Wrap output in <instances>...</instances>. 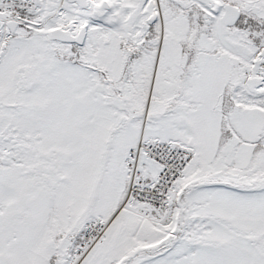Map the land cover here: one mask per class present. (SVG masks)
<instances>
[{"label":"snow or ice","instance_id":"snow-or-ice-1","mask_svg":"<svg viewBox=\"0 0 264 264\" xmlns=\"http://www.w3.org/2000/svg\"><path fill=\"white\" fill-rule=\"evenodd\" d=\"M0 264H264V0H0Z\"/></svg>","mask_w":264,"mask_h":264}]
</instances>
